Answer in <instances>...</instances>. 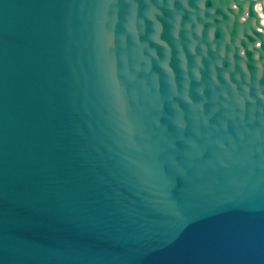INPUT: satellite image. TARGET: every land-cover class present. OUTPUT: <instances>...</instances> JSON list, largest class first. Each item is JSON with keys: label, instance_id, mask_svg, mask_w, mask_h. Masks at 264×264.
I'll use <instances>...</instances> for the list:
<instances>
[{"label": "water", "instance_id": "95a60500", "mask_svg": "<svg viewBox=\"0 0 264 264\" xmlns=\"http://www.w3.org/2000/svg\"><path fill=\"white\" fill-rule=\"evenodd\" d=\"M0 264H264L251 0H0Z\"/></svg>", "mask_w": 264, "mask_h": 264}, {"label": "clouds", "instance_id": "9594fccd", "mask_svg": "<svg viewBox=\"0 0 264 264\" xmlns=\"http://www.w3.org/2000/svg\"><path fill=\"white\" fill-rule=\"evenodd\" d=\"M253 9L257 11V15L261 21V26L264 27V0H251ZM247 7V5H245ZM234 12L239 13V9L234 7ZM241 23L245 22V17H239ZM241 56L244 57L243 50H241Z\"/></svg>", "mask_w": 264, "mask_h": 264}]
</instances>
